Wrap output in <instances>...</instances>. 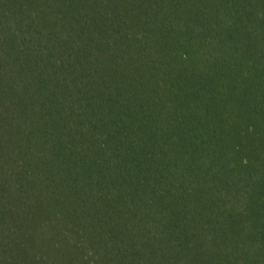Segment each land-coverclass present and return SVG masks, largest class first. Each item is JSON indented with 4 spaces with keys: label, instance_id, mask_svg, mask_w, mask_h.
I'll return each mask as SVG.
<instances>
[{
    "label": "trees",
    "instance_id": "16d2710c",
    "mask_svg": "<svg viewBox=\"0 0 264 264\" xmlns=\"http://www.w3.org/2000/svg\"><path fill=\"white\" fill-rule=\"evenodd\" d=\"M0 264H264V0H0Z\"/></svg>",
    "mask_w": 264,
    "mask_h": 264
}]
</instances>
